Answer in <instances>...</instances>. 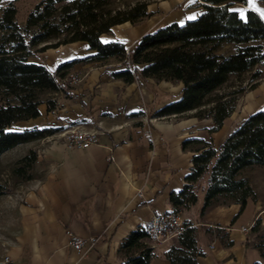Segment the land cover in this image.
I'll return each instance as SVG.
<instances>
[{"label":"crops","instance_id":"obj_1","mask_svg":"<svg viewBox=\"0 0 264 264\" xmlns=\"http://www.w3.org/2000/svg\"><path fill=\"white\" fill-rule=\"evenodd\" d=\"M137 1L146 2L150 15L134 25L112 26L100 34L102 42L120 41L129 49L144 33L164 24H183L203 11L202 0H113V4L125 8ZM247 8L264 22V0L230 5L242 19ZM92 52L85 41H75L34 51L28 61L54 72L60 63ZM119 68L120 63L113 60L75 63L63 79L67 94L43 95L56 99L54 109L48 110L43 100L38 116L10 126L11 131L53 128L55 132L18 144L0 156L2 172L9 176L0 179L15 180L12 189L0 195V256L7 254L8 264H120L118 249L127 234L153 213L172 210L168 195L182 188L194 154L193 148L183 149L182 142L201 138L217 148L248 115L264 108L263 74L255 86L245 87L216 131H210L211 117L197 118L193 111L155 116L162 106L180 98L182 83L141 76L124 82L110 75ZM73 75L80 81L72 83ZM71 125L97 129V143L66 147L61 132ZM29 149L36 151L33 176L20 180L9 167ZM258 167L245 169L243 175ZM249 179L256 198H248L241 212L238 203H230L208 206L201 214L203 192L196 203L177 210L182 224L196 227L197 264L263 262L254 243L264 236V184ZM255 222L256 231L240 230ZM67 229L85 238L96 237L94 246L76 251L68 244ZM146 241L153 253L148 264H170L164 252L175 243L174 237L154 244Z\"/></svg>","mask_w":264,"mask_h":264},{"label":"trees","instance_id":"obj_2","mask_svg":"<svg viewBox=\"0 0 264 264\" xmlns=\"http://www.w3.org/2000/svg\"><path fill=\"white\" fill-rule=\"evenodd\" d=\"M0 0V156L18 144L35 141L55 132L53 128L11 131L20 120L38 116V105L45 100L48 110L57 106L55 98H43L46 92L67 94L66 83L77 62L120 63L110 72L113 78L131 82L136 76L182 83L179 99L155 112V116L183 115L193 111L197 118L211 117L210 131L218 130L224 118L234 110L237 97L244 91L238 85L217 92L231 76L250 73L252 83L264 67V22L251 8L245 18L230 9L234 2L246 0H202L203 11L183 24H164L141 35L131 48L120 41L102 42L100 34L116 24L134 25L145 20L150 12L145 1L125 8L114 7L113 0H38L28 11L25 22L16 19L15 0ZM75 41H85L92 53L57 65L54 72L44 64L28 61L34 51ZM40 44L42 46L38 47ZM230 44L229 53L218 52ZM142 65L137 69L136 65ZM182 148H193L192 167L178 191H171L168 200L172 210L188 208L197 201V186L206 173L203 186L202 214L211 205L238 203L243 209L248 198L256 193L243 171L264 167V108L248 115L227 134L215 148L201 138L182 142ZM36 151L29 149L10 164V173L20 180L32 178ZM8 191L0 179V195ZM258 229V222L251 230ZM175 243L164 252L170 264H197L200 251L196 245V227L183 223L174 237ZM264 264V236L254 243ZM120 264H148L152 248L146 241L143 227L130 231L119 246Z\"/></svg>","mask_w":264,"mask_h":264},{"label":"built area","instance_id":"obj_3","mask_svg":"<svg viewBox=\"0 0 264 264\" xmlns=\"http://www.w3.org/2000/svg\"><path fill=\"white\" fill-rule=\"evenodd\" d=\"M78 75H73L72 83L80 81ZM99 131L93 127L71 125L61 132V137L68 148H87L97 143ZM146 239L152 244L160 243L175 237L182 229L183 224L179 214L173 210H163L153 213L142 225ZM250 226L240 227L241 231H247ZM68 244L76 251H81L87 245L94 246L96 237H82L70 229L66 230ZM10 257L7 254L0 256V264H8Z\"/></svg>","mask_w":264,"mask_h":264},{"label":"rangeland","instance_id":"obj_4","mask_svg":"<svg viewBox=\"0 0 264 264\" xmlns=\"http://www.w3.org/2000/svg\"><path fill=\"white\" fill-rule=\"evenodd\" d=\"M8 0H2V4L7 3ZM38 0H15V5L17 7V13H16V19L20 24H23L25 22L26 16L28 11L30 10V8L37 2ZM232 50L231 45L226 46L224 48L221 49V53H229ZM264 74V67L262 68V74L261 76ZM250 73H244L242 75H240L239 77L237 76H231L230 80L225 83L221 88H219L217 90V92H221V91H227L229 89H232L234 86L238 87V85H244L245 87L249 86L250 83H252V80H250L249 77ZM263 166H259L258 168H253L250 170H246L244 172V174L246 175V177H252L253 180L257 181L258 183L261 182L262 184H260V186H263L264 184V167L261 168ZM2 174V175H1ZM5 173L2 172V165H0V178H5L7 179V177L9 178V176H5ZM206 173L203 174V176L200 178L196 192L197 195L201 196V193L203 192V186L205 185L206 182ZM6 186L8 188V191L10 189H12L15 180L13 179H9V182H5ZM262 198L264 199V195H262Z\"/></svg>","mask_w":264,"mask_h":264},{"label":"snow or ice","instance_id":"obj_5","mask_svg":"<svg viewBox=\"0 0 264 264\" xmlns=\"http://www.w3.org/2000/svg\"><path fill=\"white\" fill-rule=\"evenodd\" d=\"M190 19H195V17H190Z\"/></svg>","mask_w":264,"mask_h":264}]
</instances>
